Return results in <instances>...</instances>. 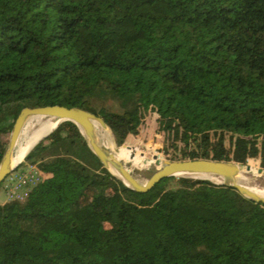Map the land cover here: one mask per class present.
I'll list each match as a JSON object with an SVG mask.
<instances>
[{"label": "trees", "instance_id": "trees-1", "mask_svg": "<svg viewBox=\"0 0 264 264\" xmlns=\"http://www.w3.org/2000/svg\"><path fill=\"white\" fill-rule=\"evenodd\" d=\"M48 105L102 117L119 146L152 114L163 159L264 169V0H0V163L21 110ZM24 159L42 179L0 203V264H264V202L232 186L137 192L72 121Z\"/></svg>", "mask_w": 264, "mask_h": 264}, {"label": "water", "instance_id": "water-1", "mask_svg": "<svg viewBox=\"0 0 264 264\" xmlns=\"http://www.w3.org/2000/svg\"><path fill=\"white\" fill-rule=\"evenodd\" d=\"M38 116L56 118L57 124L55 128L61 122L65 121H72L76 123L85 136L89 147L104 164V166L109 169L112 174L120 178L128 187L137 192H148L161 180L171 176L211 174L221 178L220 181L214 182L232 186L236 188L243 196L256 202H264V194L256 192L250 186L243 184L238 180L243 168L246 167L248 170H250L251 166L240 165L234 162L214 161L208 159L170 161L166 159H160L156 155L154 156V159H156L155 163L159 166V168L146 182L143 183L125 166L121 160L117 158L116 154L114 153V151L118 149L116 146H112L111 149L99 141L97 131L98 126L112 131L102 117L97 116L95 113L87 111L83 108H69L62 105L25 107L21 110L9 137L7 150L0 163V187L5 178L19 165V162L14 163L13 154L25 125L30 119ZM54 129H52V131ZM50 133L43 136L41 140L46 138ZM257 170L260 173L264 172L263 168H258ZM199 178L208 179L206 177Z\"/></svg>", "mask_w": 264, "mask_h": 264}, {"label": "rangeland", "instance_id": "rangeland-1", "mask_svg": "<svg viewBox=\"0 0 264 264\" xmlns=\"http://www.w3.org/2000/svg\"><path fill=\"white\" fill-rule=\"evenodd\" d=\"M42 117H44V116H42ZM50 118L51 117H44L42 119H43V121H46L47 119H50ZM51 119L55 120L56 118H51ZM154 119H155L154 115L147 114L145 119H144V122L141 126L140 134L136 137H131V139L128 141V143L122 145V146L127 145L133 149L135 148L133 151L136 154H138L139 156H141L143 158H148V159L152 160L151 162L148 163V161H150V160L145 161V159H144V161L147 162V164H144V165L135 164L133 161L131 162L130 160L129 161L128 160H122V162L125 164V166H127V168L143 183L146 182L159 168V166L156 165V163H155L156 159H154V156L159 155L158 158H160V159L164 158L161 151H160L161 148L163 147V136L157 131V126L155 124ZM30 120L28 121L30 123V126L28 127L27 130L33 131V129L36 127L35 123L37 121V118L34 117ZM97 131H98L99 141L102 144H108L111 146H116L117 148L122 147L116 143L115 137H114L112 131L106 130L109 135H107L105 137L102 136L104 133V129L101 126H98ZM22 136H23V134H22ZM75 148L79 149V146H76ZM121 149H123V148H121ZM135 153H133V154H135ZM140 159H142V158H140ZM19 163L20 164L22 163V165L20 167H17L16 170H20V169L24 170L25 168H28L27 165H28L29 161H26L24 159L23 161H21ZM257 167L262 168L260 166H257ZM191 176L197 177V178L202 177L199 174H192ZM242 177H244V179H243L244 184L264 188V173L245 172L244 174H242V176L240 175L238 177V179L242 178ZM7 180H8V178L2 182L1 187H0V203H5L6 201L10 200L8 193H7V189H6V186L8 185ZM94 194H95V190H92L89 193V198ZM88 199H82L81 204L86 203L88 201Z\"/></svg>", "mask_w": 264, "mask_h": 264}, {"label": "bare ground", "instance_id": "bare-ground-1", "mask_svg": "<svg viewBox=\"0 0 264 264\" xmlns=\"http://www.w3.org/2000/svg\"><path fill=\"white\" fill-rule=\"evenodd\" d=\"M35 118H37V121L35 120L36 121V123H35L36 127L33 129V131H28L27 130L28 127L30 126V123L27 122V124L25 125V127H24V129H23V131L21 133V136L19 138V141H18V143L16 145V148H15V151H14V154H13L14 163H18V162L23 161L25 156L28 154V152L31 149H33L35 144L37 142H39L43 136L48 134V132L55 126V124H57V120L56 119L53 120V119L50 118V119H47L46 121H43L42 118H44V117H42V116H38V117H35ZM97 130H98V127H97ZM106 130H108V129H106ZM106 130L104 129V133L102 135L104 137L109 135ZM22 134H23V136H22ZM105 145L108 148L112 149L111 145H108V144H105ZM114 153L116 154L117 158L119 160H121V161L122 160H128V161L130 160L131 162L133 161L135 164H138V165L147 164L145 162L147 160L144 161V159H140V158L136 157L135 155L133 156L132 153H130L128 151H125V150H122L120 148H118L116 151H114ZM151 161L152 160L148 161V163L151 162ZM249 166H251V165H249ZM257 169L258 168L254 167V166H251L250 170H248L246 167H244L243 170L241 171L240 175L242 176V174H244L245 172L260 173ZM199 175L202 176V177L209 178L210 180H213V181H220L221 180V178L213 176L211 174H199ZM243 179H244V177L239 178L238 180H239V182L244 184ZM248 186H250L256 192L264 194V188H260V187H257V186H251V185H248Z\"/></svg>", "mask_w": 264, "mask_h": 264}, {"label": "built area", "instance_id": "built-area-1", "mask_svg": "<svg viewBox=\"0 0 264 264\" xmlns=\"http://www.w3.org/2000/svg\"><path fill=\"white\" fill-rule=\"evenodd\" d=\"M28 168L14 170L5 179L8 178L6 186L9 199L23 200L28 192L42 179V173L37 165L30 162Z\"/></svg>", "mask_w": 264, "mask_h": 264}]
</instances>
